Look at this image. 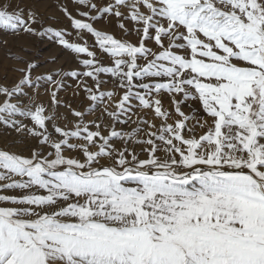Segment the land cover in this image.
<instances>
[{
    "label": "snow or ice",
    "instance_id": "obj_1",
    "mask_svg": "<svg viewBox=\"0 0 264 264\" xmlns=\"http://www.w3.org/2000/svg\"><path fill=\"white\" fill-rule=\"evenodd\" d=\"M76 3L88 9L82 17L94 11L98 16L90 19L133 22L140 41L139 46L120 42L64 8L73 29L91 34L117 58L112 68L86 59L83 66L94 70L70 75L92 78L97 89L100 73L119 76L126 90L117 110L107 115L127 124L136 99L163 123L142 140L135 139L143 131L139 128L130 134L113 128L104 136L98 123L90 131L82 123L84 113L74 110L81 123L75 131L56 127L61 137L56 142L46 125L54 118L44 115L43 106L26 107L20 100L24 86H32L36 65L19 70L23 78L15 87L0 86V125L54 150L45 155L33 149L30 157L0 150V192L21 193L0 195V264H264V0ZM33 25L43 27L31 11L24 19L23 10H0V28L49 35L73 53L94 56L86 46L69 43L65 32L38 31ZM119 27L124 29V23ZM145 41H154L162 51L152 52ZM138 59L146 63L141 66ZM145 78L167 82L147 83ZM85 91L93 102L105 99L104 93ZM162 92L173 96L181 117L174 124L167 123L171 114L161 100L150 99ZM51 95L58 104L56 92ZM189 100H198L211 119V124L197 120L201 128L208 125L198 138L188 127L195 116L186 117L180 107ZM18 118L29 119L33 127ZM141 123L156 128L147 120ZM114 139L124 142L122 150L112 146ZM133 141L147 145L146 159L129 150ZM68 150L83 159L66 157ZM103 159L111 163L102 164Z\"/></svg>",
    "mask_w": 264,
    "mask_h": 264
},
{
    "label": "rangeland",
    "instance_id": "obj_2",
    "mask_svg": "<svg viewBox=\"0 0 264 264\" xmlns=\"http://www.w3.org/2000/svg\"><path fill=\"white\" fill-rule=\"evenodd\" d=\"M98 6L111 3V0H92ZM67 8L72 14L73 18L81 19L82 22L92 23L93 28L101 31L105 35H111L114 39L120 42H127L134 46H139L140 36L136 32V27L133 22L124 20L118 21L116 18L108 16L103 19H90L89 17H97L98 13L89 12V17H82L81 12L88 11L87 8L78 6L76 0H0V10L7 11L13 14L17 11L23 10L24 19H27V13L31 11L35 13L40 19L43 27L33 25L38 31H44L51 28L53 31H63L66 33L65 38L69 43H75L80 46H86L87 49L93 52L94 56L89 57L85 54H76L69 49L64 48L55 38H50L49 35L39 36L24 33L22 29L13 32L10 29L0 28V86L6 88L15 87L23 78V73L19 71L27 67L29 63H34L36 66L31 70L32 86H24L23 92L26 95L21 96L20 100L26 107L43 106L46 111L45 116H51L54 119L47 121V132L50 134L52 141L58 142L61 137L55 132L56 127H60L65 131H75L76 125L81 123V118L73 115V111L84 113L82 118L83 125L88 126L90 131H96L93 123H98L101 134L108 136L113 128L117 132L130 134L137 128L143 131L135 137V139H146L148 131H156L161 126L163 121L157 118L154 111L145 109L139 105V101L132 99V111L128 114L131 119L127 124L118 123L107 115V112H115V104L119 102L120 98L125 93V88H121L119 76H112L110 74L100 73L98 80L100 81L99 88L96 87V81L90 77L80 75L79 78H73L70 73H84L86 71L94 70L85 68L83 61L94 60L96 67L112 68L115 67V59L109 53L102 50L91 34L78 32L71 27L70 20L64 14L63 9ZM122 12L127 11L123 8ZM123 22L124 29L119 27V23ZM167 41H164L167 47ZM145 47L154 53L162 51L154 41H145ZM152 57H149L151 59ZM137 63L143 66L146 61L138 59ZM166 63V62H165ZM126 70V69H125ZM51 76L49 81L47 77ZM39 78V79H38ZM56 82H59L57 84ZM147 83L167 82V78H145ZM139 80H134L133 84H139ZM91 88L93 93L100 95L105 94V99L102 102H93L88 99V93L85 88ZM56 92L58 104L52 101V92ZM134 92L139 91L143 94V90L134 88ZM114 93L111 99L107 98V93ZM76 99V100H75ZM150 99H159L162 102L163 110L170 113L168 124H174L179 121V117L175 112V106L172 104L173 96L167 92H162L157 95L152 93ZM176 100H180L181 96L176 95ZM4 97L0 96V104L3 103ZM17 103V99L12 100ZM181 110L186 117H193L195 119L188 120V127L193 129L194 134L198 138L205 134L208 129L206 124L204 128L197 125V120L203 122L207 120L211 124V119L203 111L202 106L198 100H189L181 103ZM94 109V110H93ZM22 119L29 128L33 127V123L29 119ZM127 119V116H121V120ZM147 120L148 123L156 125V128L149 129L148 124L141 123ZM184 135H189L185 131ZM70 143H84L72 139ZM113 147L122 150L125 146L124 142L118 139L111 141ZM130 151H134L140 156V159H146L147 154L143 149L147 145L130 142L127 144ZM33 149L42 151L45 155L50 149L47 145H40L38 138L29 136L22 132H17L12 128L0 125V150L9 152L10 154H17L23 157H30ZM96 151L97 148L90 149ZM66 157L71 156L77 159H83L82 155L76 151H65ZM102 164L108 165L111 163L108 159H103ZM18 190L2 191L0 195L13 196L20 195Z\"/></svg>",
    "mask_w": 264,
    "mask_h": 264
},
{
    "label": "bare ground",
    "instance_id": "obj_3",
    "mask_svg": "<svg viewBox=\"0 0 264 264\" xmlns=\"http://www.w3.org/2000/svg\"><path fill=\"white\" fill-rule=\"evenodd\" d=\"M76 100V99H75Z\"/></svg>",
    "mask_w": 264,
    "mask_h": 264
}]
</instances>
